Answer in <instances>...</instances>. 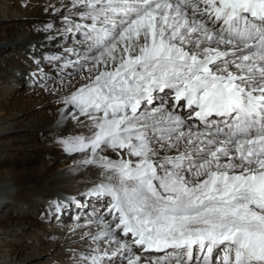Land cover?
<instances>
[{
	"label": "snow or ice",
	"instance_id": "snow-or-ice-1",
	"mask_svg": "<svg viewBox=\"0 0 264 264\" xmlns=\"http://www.w3.org/2000/svg\"><path fill=\"white\" fill-rule=\"evenodd\" d=\"M70 14L57 31L75 59H47L86 81L62 102L92 131L60 142L99 169L87 195L108 198L80 264H264V0H71Z\"/></svg>",
	"mask_w": 264,
	"mask_h": 264
},
{
	"label": "bare ground",
	"instance_id": "bare-ground-1",
	"mask_svg": "<svg viewBox=\"0 0 264 264\" xmlns=\"http://www.w3.org/2000/svg\"><path fill=\"white\" fill-rule=\"evenodd\" d=\"M70 5L0 0V264H80L90 251L89 234L98 231L97 216L106 213L108 198L87 195L102 179L99 169L81 165L80 154H68L60 142L92 131L87 117L73 118L74 110L62 102L86 81L47 59H75L65 51L75 45L57 31L65 16L79 22ZM20 67L25 73L19 81ZM10 154L17 159L6 166Z\"/></svg>",
	"mask_w": 264,
	"mask_h": 264
},
{
	"label": "rangeland",
	"instance_id": "rangeland-1",
	"mask_svg": "<svg viewBox=\"0 0 264 264\" xmlns=\"http://www.w3.org/2000/svg\"><path fill=\"white\" fill-rule=\"evenodd\" d=\"M32 54V53H31ZM36 60H39V58H36ZM23 70V67H20L19 68V78L17 79V80H22V75L25 73V71H22ZM52 137H49V139H51ZM47 141H48V139L46 138L42 143L44 144V143H47ZM28 146V144H26V146L25 147H27ZM27 151V152H26ZM28 153V155H31L32 153L28 150V149H26V150H24V153ZM9 158V159H8ZM7 158V160H6V166H10V164H12V165H14L15 164V162L14 163H12V160H13V158L14 159H17V156L15 157V155L13 154V155H9V157Z\"/></svg>",
	"mask_w": 264,
	"mask_h": 264
}]
</instances>
